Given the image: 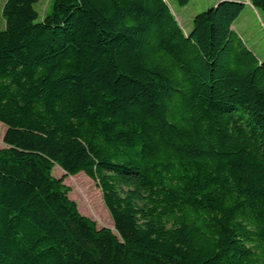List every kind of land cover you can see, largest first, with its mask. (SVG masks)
<instances>
[{
	"label": "trees",
	"instance_id": "16d2710c",
	"mask_svg": "<svg viewBox=\"0 0 264 264\" xmlns=\"http://www.w3.org/2000/svg\"><path fill=\"white\" fill-rule=\"evenodd\" d=\"M38 1L1 10L0 264H264V58L234 27L264 0H215L188 31L167 0Z\"/></svg>",
	"mask_w": 264,
	"mask_h": 264
},
{
	"label": "rangeland",
	"instance_id": "374dc122",
	"mask_svg": "<svg viewBox=\"0 0 264 264\" xmlns=\"http://www.w3.org/2000/svg\"><path fill=\"white\" fill-rule=\"evenodd\" d=\"M5 0H0L1 10ZM171 10L177 16L179 23L185 31L191 25V18L206 10L215 0H190L185 6H180L176 0H167ZM52 0H39L36 9L42 17L50 11ZM236 31L243 38L246 45L254 51L259 58H264V14L261 10L247 4L234 24ZM6 127L0 123V149L6 145L3 136ZM52 174L62 179V184L67 188L68 197L76 203L78 211L100 227L114 230L112 217L104 204L101 190L94 181L80 172L75 175L66 174L60 167L54 166Z\"/></svg>",
	"mask_w": 264,
	"mask_h": 264
}]
</instances>
